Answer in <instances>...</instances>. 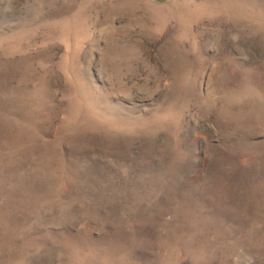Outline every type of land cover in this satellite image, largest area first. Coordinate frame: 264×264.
Segmentation results:
<instances>
[{"label": "rangeland", "instance_id": "obj_1", "mask_svg": "<svg viewBox=\"0 0 264 264\" xmlns=\"http://www.w3.org/2000/svg\"><path fill=\"white\" fill-rule=\"evenodd\" d=\"M0 264H264V0H0Z\"/></svg>", "mask_w": 264, "mask_h": 264}]
</instances>
